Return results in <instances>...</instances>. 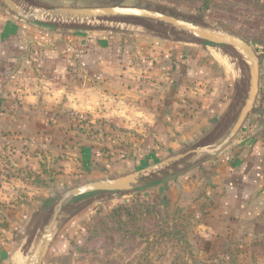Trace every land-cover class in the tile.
I'll return each mask as SVG.
<instances>
[{"label": "crops", "instance_id": "crops-1", "mask_svg": "<svg viewBox=\"0 0 264 264\" xmlns=\"http://www.w3.org/2000/svg\"><path fill=\"white\" fill-rule=\"evenodd\" d=\"M123 38L106 32L42 29L11 17L0 5V143L22 135L45 148L31 153L33 168L61 156L68 159L61 160L63 166L80 172L82 149L90 145L67 138L60 127L56 114L66 106L80 115L104 110V116L126 125L148 121L166 153L215 138L225 128L237 101L220 102L222 93L208 96L202 106L184 100L202 92L193 90L200 75L192 58L176 55L168 44L154 40L138 42L134 53ZM38 46L41 64L35 68L28 52ZM263 77L261 69L254 112L229 145L200 167L158 186L171 208H182L195 221L209 249L233 246L241 258L259 264H264V136L259 135L264 131ZM92 198L87 202L96 199ZM48 203L47 197L41 199L13 231L3 234L0 264H11L18 252L25 259Z\"/></svg>", "mask_w": 264, "mask_h": 264}, {"label": "rangeland", "instance_id": "rangeland-1", "mask_svg": "<svg viewBox=\"0 0 264 264\" xmlns=\"http://www.w3.org/2000/svg\"><path fill=\"white\" fill-rule=\"evenodd\" d=\"M20 1L28 5L30 11L105 6L157 10L243 39L261 58L260 67L264 76V0H210L207 8L201 4V0ZM2 8L11 17L26 22L4 6ZM82 23H64L67 27L65 31L122 35L124 45L134 53L138 49V42L161 41L168 44L174 54L192 58V65L200 75V78L196 77L198 84L193 90L200 88L202 92L201 96H187L184 100L194 106H202L204 99L207 101L208 96L215 98L217 93H222V97L218 98L220 102L240 97L246 63L236 49L189 42L186 37L166 35L161 31L126 28L130 25L127 23ZM38 47L28 52L35 68L41 64V46ZM68 68L73 69L74 66L69 64ZM63 102L67 103L68 99ZM58 111L59 125L67 138H76L82 144L90 145L82 149L81 163H77L81 170L79 172L78 167L75 170L66 164L63 166L61 160L65 162L68 159L61 156H55L50 161L45 159L33 168L31 153L43 152L45 148L35 147L32 140L22 135L1 141L0 245L5 241L3 234L13 231L26 210L34 208L44 197L55 201L62 193L78 185L112 180L174 154L161 150L153 137L154 128L148 121L139 124L133 120L126 125L104 116V110L80 115L75 108L66 106ZM131 114L134 117L136 113ZM118 117L115 116V119ZM64 170H69V173L64 174ZM155 175L146 176L145 179L150 181ZM158 188L152 185L148 189L120 195L107 194L90 202L74 204L56 231L45 264H170L173 260L174 264H259L253 258H241L233 246L208 250L209 242L196 232L195 221L182 208H171L167 198L163 200L159 195ZM30 195L34 199L32 202ZM18 253L11 264L15 261L23 264L24 256L19 260Z\"/></svg>", "mask_w": 264, "mask_h": 264}, {"label": "water", "instance_id": "water-1", "mask_svg": "<svg viewBox=\"0 0 264 264\" xmlns=\"http://www.w3.org/2000/svg\"><path fill=\"white\" fill-rule=\"evenodd\" d=\"M1 6L34 26L66 32L64 23L83 22H120L140 26L162 34L177 35L189 42H202L209 45L233 48L241 52L245 60V81L240 93L232 101H237L235 113L218 135L203 138L194 145L178 153L169 155L164 160L144 167L121 177L105 181L86 182L62 193L55 201H49L45 220L41 225L31 249L26 254L23 264H41L46 258L56 235V231L69 214L74 204L85 202L92 197L107 194L120 195L139 189H148L152 185L160 186L167 181L187 173L222 152L242 129L248 116L254 112L255 101L259 92L260 64L253 48L243 39L226 33L210 30L185 21L173 15L157 10L137 7L105 6L85 8H46L30 11L20 0H0ZM27 9V10H26ZM166 35L163 38L166 37ZM241 56V55H240ZM159 174V175H155ZM155 175L147 181L146 176ZM151 185V186H150Z\"/></svg>", "mask_w": 264, "mask_h": 264}, {"label": "trees", "instance_id": "trees-1", "mask_svg": "<svg viewBox=\"0 0 264 264\" xmlns=\"http://www.w3.org/2000/svg\"><path fill=\"white\" fill-rule=\"evenodd\" d=\"M209 2H210V0H201V4H202L205 8H207V6L209 5ZM182 57L185 58V55H182ZM259 135H260L261 137H263V136H264V131H263L262 133H260ZM157 199H159V198L157 197ZM201 242H203V241H201ZM209 248H210V245L208 244V250H209ZM170 264H174V260L171 261ZM184 264H188V263H184Z\"/></svg>", "mask_w": 264, "mask_h": 264}, {"label": "bare ground", "instance_id": "bare-ground-1", "mask_svg": "<svg viewBox=\"0 0 264 264\" xmlns=\"http://www.w3.org/2000/svg\"><path fill=\"white\" fill-rule=\"evenodd\" d=\"M26 2V1H25ZM26 3H28V2H26ZM106 22V21H105ZM96 24V23H95ZM119 24V23H118ZM87 25V24H86ZM90 25H91V22H90ZM121 25H122V23H121ZM127 25V24H126ZM126 28H140V29H144V30H146L145 28H143V27H140V26H130V25H127V27ZM105 29V28H104ZM178 37V36H177ZM177 39V38H176ZM179 40V39H178ZM182 40V39H181ZM84 204V203H83ZM80 207V206H79ZM18 257V258H17ZM17 259H19V260H21L22 259V257H23V255H22V253H18L17 254ZM16 258H15V260H16ZM16 263H14V264H17V261H15Z\"/></svg>", "mask_w": 264, "mask_h": 264}, {"label": "built area", "instance_id": "built-area-1", "mask_svg": "<svg viewBox=\"0 0 264 264\" xmlns=\"http://www.w3.org/2000/svg\"><path fill=\"white\" fill-rule=\"evenodd\" d=\"M36 66H37V67H39V65H38V64H37ZM0 78H1V77H0Z\"/></svg>", "mask_w": 264, "mask_h": 264}]
</instances>
